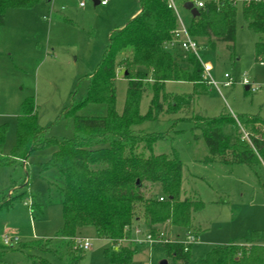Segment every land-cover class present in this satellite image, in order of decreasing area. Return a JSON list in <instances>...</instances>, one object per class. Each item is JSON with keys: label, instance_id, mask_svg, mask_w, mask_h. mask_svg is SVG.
Returning <instances> with one entry per match:
<instances>
[{"label": "rangeland", "instance_id": "obj_1", "mask_svg": "<svg viewBox=\"0 0 264 264\" xmlns=\"http://www.w3.org/2000/svg\"><path fill=\"white\" fill-rule=\"evenodd\" d=\"M139 1L109 0V7L103 8L95 7L93 0H43L35 8L6 13L0 27V127L8 126L0 149L3 157H9L16 145L22 103L30 97L37 107L39 125L46 130L44 141L74 139L76 116H107L106 105L76 108L87 96L89 76L101 63L110 36L130 21V12L136 11ZM83 2L85 7H81ZM176 3L179 18L189 28L191 13ZM258 41L239 5L233 49L225 43H217L214 49L208 40L197 42L198 57L202 64L212 65L211 76L217 85L168 82L166 93L191 97L190 105L134 127L136 134L169 133L154 145V153L171 156L177 152L184 166L182 198L204 203V209L193 215L192 228L200 235L192 246L191 264H200L215 247L244 243L254 232L264 237V169L206 163L209 149L202 131L195 129L200 117L258 116L264 120V66L255 58ZM123 57L127 52L118 60ZM118 72L117 112L122 114L129 82L124 69ZM226 74L231 76L230 86ZM206 79L211 81L207 74ZM152 95L148 87L141 102L142 115L149 112ZM224 132L234 134L231 126ZM56 150L37 149L27 161L4 159L7 164L0 167V203L11 195L14 198L11 208L0 209V264H111L105 252L113 243L99 238L94 228L81 231L80 237L92 245L87 251H71L69 242L58 236L64 225V181L58 168H44ZM142 191L146 200L160 194L159 187L151 184ZM143 209L140 204L137 213L142 219L132 227V242L138 249L134 264H174L162 245L153 246L148 240ZM162 229L172 241L185 237V230L168 224ZM6 237L19 238L20 243L6 247ZM73 245L78 246L77 240Z\"/></svg>", "mask_w": 264, "mask_h": 264}, {"label": "trees", "instance_id": "obj_2", "mask_svg": "<svg viewBox=\"0 0 264 264\" xmlns=\"http://www.w3.org/2000/svg\"><path fill=\"white\" fill-rule=\"evenodd\" d=\"M42 1L0 0V27L10 9H32ZM201 1L204 7L198 9L196 17L192 16L188 28L191 37L197 42L208 40L214 49L217 43H225L233 49L238 6L241 5L244 22L259 36L255 46L256 61L264 64V0ZM177 2L183 6L188 3L186 0ZM140 6V14L110 36L101 63L89 76L87 96L76 108L106 105L107 116H76L74 139L44 141L46 130L39 125L37 107L30 97L22 103L16 145L11 155L0 154V167H4L7 164L4 159L27 161L37 149L57 148L44 168H58L64 181V225L58 236L69 242L71 251H76L79 248L73 243L80 239L81 230L94 228L99 238L113 243L105 252L111 264H134L138 249L131 241V234L135 221L142 219L137 213L140 204L144 208L148 233L154 239L167 224L194 231L199 236L200 232L192 228L193 215L204 209L203 202L182 198L184 166L179 154L154 153V145L165 140L169 133L136 134L134 127L156 121L163 114H176L189 106L191 97L167 94L166 84L205 85L208 83L206 72L194 53H186L179 47L167 49L180 27L170 0H140ZM125 52L127 57L119 61V56ZM121 68L129 88L124 112L119 114L116 81ZM148 87L153 94L151 106L149 112L142 115L141 102ZM165 104H168L166 109ZM197 119L199 125H195V129L202 131L209 149L206 163L220 161L230 166L246 165L254 171L257 166L264 169V120L260 117L221 115ZM226 126L232 127L233 136L225 134ZM241 128L248 130L250 142L242 139ZM7 133L8 126H1L0 149ZM146 184L159 187L160 194L146 200L142 191ZM13 199V195L9 196L0 203V209L11 208ZM162 246L174 264L192 263V247L186 251L185 244L180 242ZM200 264H264L263 234L254 232L244 243L215 247Z\"/></svg>", "mask_w": 264, "mask_h": 264}, {"label": "built area", "instance_id": "obj_3", "mask_svg": "<svg viewBox=\"0 0 264 264\" xmlns=\"http://www.w3.org/2000/svg\"><path fill=\"white\" fill-rule=\"evenodd\" d=\"M188 2H192L194 4V7L199 9V8H203L204 7V2L201 0H186ZM176 2L177 0H170V6L175 9L176 13H177V8H176ZM102 5H106L107 4V0L102 1L101 2ZM84 5V4H83ZM178 15V13H177ZM179 18V16H178ZM179 22H180V27L177 31L174 32V38L173 41L170 44H167V49H173L175 47H179L181 48L184 52L186 53H194L196 56H198V48L199 45L197 43L196 40H194L193 37H191L188 28L185 27V25L183 24L182 20L179 18ZM204 69L206 74L211 78V70L212 68L210 66H208L207 64H203ZM227 79H229V82L227 83V85H232V80H231V76L226 74L225 76ZM212 84L217 85L212 79L210 81ZM243 83H247L246 79L243 81ZM243 140H247L250 142L249 139V135L245 132V130H243ZM148 240L150 241V243L153 244V246L155 245H163L166 243H171V242H180L185 244L186 246V251L189 250V247H192L195 243H197L199 236L196 235V233L194 231H186L185 233V237L183 239H181L180 237L177 238V240L172 241L170 240L165 232H161L160 236L157 239H154L152 237V235L150 233H148ZM20 243L19 238H8L6 237L4 239V245L6 247H13L14 245H18ZM77 245L79 249H82L83 251H87L91 248V243L89 242L88 239H78L77 240Z\"/></svg>", "mask_w": 264, "mask_h": 264}, {"label": "crops", "instance_id": "obj_4", "mask_svg": "<svg viewBox=\"0 0 264 264\" xmlns=\"http://www.w3.org/2000/svg\"><path fill=\"white\" fill-rule=\"evenodd\" d=\"M54 0H48V2H50V3H52ZM102 1H105V0H97V1H94V5H95V7H99V6H101V7H103V8H107V7H109V5H110V3H109V0H107V4L106 5H102ZM178 1V0H177ZM140 2V1H139ZM84 4V5H83ZM176 5H177V3H176ZM86 6V4L83 2V3H81V7H85ZM185 8V7H184ZM140 12H141V6L139 5V7L136 9V11L134 10V11H132V12H130V17H131V19L130 20H132V19H134L135 17H137L139 14H140ZM178 13V12H177ZM192 15V14H191ZM126 26V25H125ZM124 26V27H125ZM208 66H210L211 68H212V70H211V72L213 71V67H212V65L211 64H208V63H206ZM260 65L263 67L264 66V64H262V63H260ZM211 72H210V74H211ZM229 75V74H228ZM211 76V75H210ZM226 76V75H225ZM211 79H212V76H211ZM213 80V79H212ZM214 81V80H213ZM208 83H206V84H208V85H211L212 83L210 82V81H207ZM216 84H217V82L216 81H214ZM228 83V82H227ZM227 83H226V85H227ZM214 85V84H213ZM247 90H250V87L248 86V88H247ZM235 118H237V116H234ZM141 220V219H140ZM139 220V221H140ZM148 229V228H147ZM83 230V229H82ZM81 230V231H82ZM132 235V234H131ZM80 236H81V233H80ZM81 238V237H80ZM131 241H132V237H131Z\"/></svg>", "mask_w": 264, "mask_h": 264}, {"label": "water", "instance_id": "obj_5", "mask_svg": "<svg viewBox=\"0 0 264 264\" xmlns=\"http://www.w3.org/2000/svg\"><path fill=\"white\" fill-rule=\"evenodd\" d=\"M93 1H97V0H93ZM184 7L187 11H189L192 14L193 17H196L199 13L198 9L194 7V4L192 2L186 3ZM162 264H168V262L164 261Z\"/></svg>", "mask_w": 264, "mask_h": 264}]
</instances>
